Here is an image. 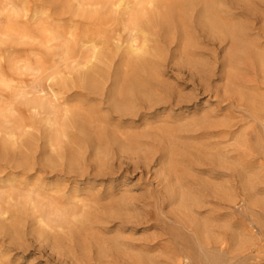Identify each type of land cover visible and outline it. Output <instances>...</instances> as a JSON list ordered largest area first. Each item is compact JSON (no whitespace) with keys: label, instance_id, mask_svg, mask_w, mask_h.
<instances>
[{"label":"rangeland","instance_id":"374dc122","mask_svg":"<svg viewBox=\"0 0 264 264\" xmlns=\"http://www.w3.org/2000/svg\"><path fill=\"white\" fill-rule=\"evenodd\" d=\"M51 1L0 0V264H132L81 253L82 245L115 239L132 245L131 254L162 261L157 264H177L182 253L191 264H264V116L255 119L247 100L264 96L263 76L243 62L234 70L240 78L231 80L229 39L196 30L185 49L172 35L176 29L160 27L146 36L149 50L157 51L156 71H136V31L119 19L101 64L105 76L98 88L85 85L90 48L79 42L65 58L56 48L49 53L33 31L34 10L72 24L69 13L56 12L76 1ZM223 2L225 20L264 49V0ZM10 20L32 36H16ZM128 99L136 101L133 113L115 111L114 101ZM82 119L90 120L92 133L148 134V151L112 144L98 154ZM190 121L200 124L179 128ZM168 145L176 171L188 180L185 189L197 198L186 208L171 199L162 173ZM218 154L258 176L252 190L233 165L210 164ZM85 216L92 222L82 224Z\"/></svg>","mask_w":264,"mask_h":264},{"label":"bare ground","instance_id":"6f19581e","mask_svg":"<svg viewBox=\"0 0 264 264\" xmlns=\"http://www.w3.org/2000/svg\"><path fill=\"white\" fill-rule=\"evenodd\" d=\"M76 5H69L67 8L61 9L59 14L62 16L65 13H69L72 24L63 25L54 23L56 20L55 15L50 14L47 17H37V10L33 11V20L37 21V27L33 30L40 38V42L50 53L55 48L58 49L65 58L70 55L79 42L86 45L92 51L90 65L87 66L86 71L81 77V82L85 85H91L94 88H98L101 78L105 76V70L101 64L106 53H108L109 47L113 40V24L117 20H126V23L132 25L136 34H141L143 37L139 40V37L133 35L131 42V56L133 57V68L136 71H146L147 74L152 75L156 71V50L150 51L148 48L149 37L147 34L154 33L157 27H160L166 32H171L176 29L172 35L180 37V42L187 49V46L192 45L195 42L193 34L196 30L199 32H205L215 37H221L223 39H229L234 45V52L232 57L234 60L230 62L232 81L235 82L236 78H240L238 71L240 63H250L254 66L256 76H263L264 80V49L260 48V45L248 40V34L240 26L233 25L227 22L225 19V11L222 9L223 0H75ZM51 3V0H47ZM16 12V16H19ZM58 17V16H57ZM76 17H80V20H76ZM192 22L196 26L192 25ZM125 24V28H129V25ZM9 30L20 37L32 36L33 32L22 28L16 20L9 21ZM78 30H80L78 32ZM99 63V64H95ZM41 67H45V63H40ZM256 66V67H255ZM30 68V67H27ZM231 70V71H232ZM230 77V78H231ZM133 79L139 80V74L135 73ZM137 84V83H136ZM141 87V86H140ZM145 85L142 84V88L139 92L142 96H146ZM240 93V91H237ZM243 95L242 93H240ZM148 97V96H147ZM247 100L251 103L252 109L258 112L255 119L260 120V115L264 116V96L261 97H247ZM136 101L134 99H128L126 101H114L113 108L115 111L122 112L123 114L133 113L136 109ZM89 122V119H82L80 122H84L80 128L87 136L94 150L99 154H106L110 151V145H115L119 149L123 148L128 151H148L147 147L150 142L146 140L150 136L148 134H141L136 136L116 135L115 133H109L107 129H100V132L92 133L87 128L85 122ZM200 124V121H190L183 125H180V129L192 130ZM263 127L264 122L262 121ZM89 126H91L89 124ZM97 130L100 128L97 126ZM92 133V134H91ZM164 161L174 158L173 150L168 146L163 147ZM172 151V152H169ZM170 157V158H169ZM99 160V159H98ZM99 167L105 166L102 164V160H99ZM178 161V159H176ZM211 165L216 167L228 168L229 165H233L234 169L239 174L240 181L246 188L252 190L254 181L258 179V176L247 175L245 166L242 163H231L229 158L225 154H218L216 158L209 160ZM172 162L175 167L172 168ZM177 162L171 159L165 162L163 167V175L168 185V190L171 193V199L178 204L181 208L188 207L189 202H196L197 198L192 197L188 190L185 189L184 182L188 181L185 176H181L176 171ZM184 169V168H183ZM206 187H212V184ZM207 188V190H209ZM221 192H225L222 190ZM225 194V193H223ZM85 219L80 220L82 224L91 223V218L85 216ZM93 219V218H92ZM200 228V227H199ZM201 230V229H199ZM80 239L77 240V243ZM111 243V244H109ZM79 244V243H78ZM132 245H126L119 240H112L111 242L104 241L103 243L81 246L83 257L89 258L91 256H99L102 258L116 257L123 259L132 264H157L162 262L160 260L152 259L144 254H131ZM177 264H191L190 254L182 253L177 257Z\"/></svg>","mask_w":264,"mask_h":264}]
</instances>
